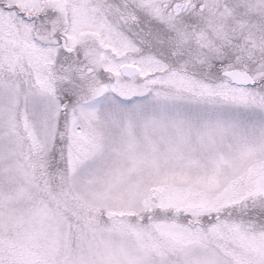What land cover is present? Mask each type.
<instances>
[{"label": "snow or ice", "instance_id": "6c2138e0", "mask_svg": "<svg viewBox=\"0 0 264 264\" xmlns=\"http://www.w3.org/2000/svg\"><path fill=\"white\" fill-rule=\"evenodd\" d=\"M0 264H264V0H0Z\"/></svg>", "mask_w": 264, "mask_h": 264}]
</instances>
